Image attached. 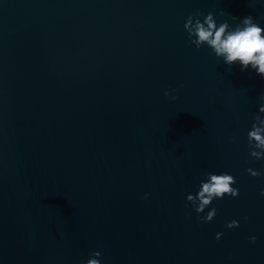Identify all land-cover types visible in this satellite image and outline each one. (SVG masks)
Listing matches in <instances>:
<instances>
[{"label": "water", "instance_id": "1", "mask_svg": "<svg viewBox=\"0 0 264 264\" xmlns=\"http://www.w3.org/2000/svg\"><path fill=\"white\" fill-rule=\"evenodd\" d=\"M198 13L264 28V0H0V264H264V76L197 49ZM207 173L239 196L202 223Z\"/></svg>", "mask_w": 264, "mask_h": 264}, {"label": "clouds", "instance_id": "2", "mask_svg": "<svg viewBox=\"0 0 264 264\" xmlns=\"http://www.w3.org/2000/svg\"><path fill=\"white\" fill-rule=\"evenodd\" d=\"M203 13H198L195 16H189L185 24V29L189 33V39L192 44L199 49L202 45L207 44L218 57H222L224 62L229 66L238 63L241 66V71L251 68L258 75L264 76V28L249 15L242 19L241 23L234 28H230L228 23H221L217 26L214 15L209 13L203 22L199 19ZM173 91H175L173 89ZM166 96L171 95L170 92L165 93ZM173 100L176 96L171 97ZM260 112L264 113V107L260 108ZM259 124H264L260 116L256 117V122L252 126V130L248 134L250 147L260 149L261 151H252L250 154L257 160L264 158V128L259 127ZM255 141V144H253ZM252 176H259L260 173L248 169ZM206 181L201 182L200 189L197 194L187 196V201L193 206L198 214L197 219L202 223L213 221L217 215V209L212 208L206 215L200 216L205 209L212 204L215 199H223L226 195L236 197L239 196V190L232 187L237 181L234 176L227 173L220 175L207 173ZM261 195H264L262 190ZM147 198V195L145 196ZM247 219V217L245 218ZM227 228L239 227V221L233 220L226 225ZM223 233L217 234L216 239H220ZM257 238L251 237L252 242ZM93 258H90L86 264H102L99 251L93 252Z\"/></svg>", "mask_w": 264, "mask_h": 264}]
</instances>
